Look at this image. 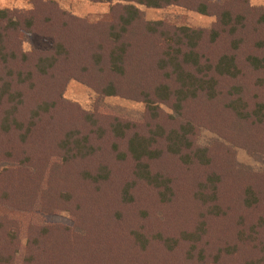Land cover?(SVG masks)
<instances>
[{"label":"rangeland","instance_id":"rangeland-1","mask_svg":"<svg viewBox=\"0 0 264 264\" xmlns=\"http://www.w3.org/2000/svg\"><path fill=\"white\" fill-rule=\"evenodd\" d=\"M190 4L0 0V9L9 15L31 18L27 30L6 36L5 51L15 57L0 63V264H264V68L253 69L244 61L248 54L264 56V22L258 20L264 0H210L206 13ZM124 5L139 12L133 34L125 36L132 44V65L150 54L152 59L160 48L162 37L144 34V23L200 28L202 60L233 52L248 110L263 106L260 120L239 119L226 109L233 83L227 78H218L216 99H190L182 116L159 104L160 122L169 116L191 122L190 139L205 148L209 159L185 164L164 154L148 161L151 171L169 180L173 193L165 202L157 188L134 177L133 161L118 159L110 147L118 138L109 129L115 118L146 131L150 119L144 104L105 95L73 77L71 72H79L63 58L55 69L36 70V55L48 56L54 39L70 42L65 35L86 26L101 36L113 21L111 10ZM223 11L238 17L225 29L218 22ZM229 26L236 32H227ZM210 29L218 31L214 41L208 40ZM237 37L241 40L233 51ZM59 71L67 77L58 98L52 87ZM66 129L73 133L64 141ZM77 138L92 150L75 152ZM210 173L220 210L215 215L207 213ZM249 192L255 199L247 198ZM245 199L252 204L245 205Z\"/></svg>","mask_w":264,"mask_h":264},{"label":"trees","instance_id":"trees-1","mask_svg":"<svg viewBox=\"0 0 264 264\" xmlns=\"http://www.w3.org/2000/svg\"><path fill=\"white\" fill-rule=\"evenodd\" d=\"M134 1L152 7H159L171 2L184 4L190 2L191 7L200 13H206L210 7V0ZM118 9L115 7L111 10L113 21L106 30H102L101 36L86 26L83 29L75 27L68 32L65 37L69 36L70 42L62 41L65 40L64 38L54 39L53 51L48 56L36 55V70L39 73H44L49 68L54 67L55 69L57 62H60L59 59L63 58L71 65V68L73 67L75 71L79 72V75L76 72H71L73 77H77L86 84L95 85L105 95H119L141 101L144 104L145 112L150 119V121L146 120V131L140 133L135 128L139 124L133 123L131 120L115 118L114 122L109 124V129L119 139L113 140L110 147L118 159H131L134 177L157 188L156 194L159 200L165 202L173 193L169 180L161 174L151 171L148 161L157 159L164 154H172L185 164L195 161L206 164L209 159L205 148L194 146L190 139L191 122L188 119L175 121L170 116L160 122L159 104L166 105L175 114L182 116L184 107L190 99L197 96H203L209 100L216 99L218 78H227L233 83L228 86L226 93V109L232 111L239 119L254 117L256 120H260L263 106L257 103L252 113L248 110L244 102V95H242L243 81L233 52L221 54L215 61L202 60L197 51L198 44L204 34V30L200 28L179 26L173 29H164L160 21L144 23L146 24L144 34L150 36L152 33H157L162 37L159 42L160 48L154 50L155 56L152 59L150 54L146 56L147 60L135 62L132 65V62L128 60L132 44L125 40V36L133 34L139 12L132 5L120 6ZM60 15H57L58 18ZM231 19L236 21L238 17L233 18L228 11H223L218 17L219 26L225 29L224 26L229 25ZM30 20V17L19 19L18 15H9V11L0 9V63H3L6 58L15 57L13 52L5 51L6 36L15 30H27L26 27L30 25ZM55 20V18H51L49 22L53 24ZM258 20L261 23L264 22V12L259 15ZM227 32L235 33L236 28L229 26ZM217 35L216 29H210L208 40L214 41ZM240 40L241 38L238 37L235 40L232 39L231 49L233 51L238 48ZM69 60L71 61L69 62ZM244 61L253 69L264 68V56L248 54ZM147 70H149V75ZM59 75L54 79L52 87V90L58 94V98L67 77L61 72ZM12 88L6 87L7 90ZM56 102L64 108L61 101V103ZM45 106L44 102L40 104V107ZM98 131L99 134H102L104 129L99 128ZM72 133V130L66 129L61 139L67 140ZM19 136L24 138L25 132L20 133ZM73 142L76 145L75 152L79 154L83 149L92 150L90 146L81 145L79 138L74 139ZM66 153L67 151H65ZM98 177L103 178L105 174H99ZM206 183L209 185V193L206 198L212 201V204L208 206L207 213L215 215L220 213V210L215 203L217 199L216 186L213 184L211 173L207 175ZM249 197L255 199L251 192L247 198ZM246 199L244 200L245 205L252 204V201ZM171 241L168 239L169 243ZM196 258L203 259L199 254L196 255Z\"/></svg>","mask_w":264,"mask_h":264}]
</instances>
